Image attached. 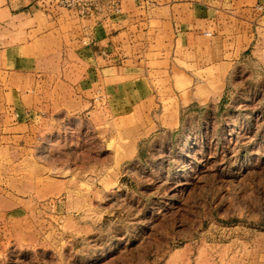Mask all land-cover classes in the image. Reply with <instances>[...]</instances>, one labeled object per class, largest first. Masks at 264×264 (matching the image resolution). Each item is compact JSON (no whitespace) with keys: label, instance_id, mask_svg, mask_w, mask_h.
Masks as SVG:
<instances>
[{"label":"rangeland","instance_id":"1","mask_svg":"<svg viewBox=\"0 0 264 264\" xmlns=\"http://www.w3.org/2000/svg\"><path fill=\"white\" fill-rule=\"evenodd\" d=\"M42 3L60 12L65 22L66 12L73 11L89 27L108 20H98V14L118 9L113 0H82L75 10L51 0ZM259 9V16L251 15L247 42L245 35L241 39L227 28L217 35L215 49L191 38L176 46L173 36L149 49L140 34L130 48L104 51L107 58L115 53L120 65L106 72L99 111L82 126L80 142L76 134L81 126L65 127L55 136L49 123L71 100L67 86L73 83L64 76L81 70L71 59L85 52L56 47L92 41V35L75 28L72 36L61 30L36 37L10 28L11 43L40 38L46 45L38 55L41 64L29 67L46 76L39 83L40 164H52L57 143L74 141L82 146L79 153L89 156L91 173L82 188L75 187L82 192L56 194L48 190L50 182L66 174L44 169L51 179H45L41 199L26 195L25 208L0 228V264H182L185 256L254 264L263 258L264 3ZM112 73L120 82L109 80ZM149 88L159 96L146 97ZM139 109L153 111L146 117ZM159 118L175 128L134 129ZM98 119L100 137L92 125ZM136 139L141 141L139 154L130 158ZM102 153L105 177L98 180L92 171L103 164L92 156ZM26 171L33 173L30 167Z\"/></svg>","mask_w":264,"mask_h":264},{"label":"crops","instance_id":"2","mask_svg":"<svg viewBox=\"0 0 264 264\" xmlns=\"http://www.w3.org/2000/svg\"><path fill=\"white\" fill-rule=\"evenodd\" d=\"M42 1L0 0V228L13 223L10 220L11 215L14 216L15 212L25 208L26 195H30L34 200L37 195V198L41 199L44 192L43 183L48 177L43 173L46 168L50 172L52 170L66 174L61 180L50 182L48 190L51 193L82 192L81 189L75 190V187L82 188L84 180L87 181L91 173L88 166L89 156L79 153L82 151L79 142L84 135L82 126L87 125V119L93 118L99 111L96 107L105 93L104 84L108 80L105 78L106 72L117 71L120 65V60L114 57L115 53L107 58L102 56L104 51L114 52L130 48V44L135 42L140 34L145 36L149 49L158 48L153 45L155 41L169 42V36H173L172 42H175L176 46L182 38H191L194 43L206 40L209 46L213 45L211 49H215L217 35L227 28L230 31L233 29L231 34L235 29V34L240 35L241 39L245 35L247 42L250 38L251 15L255 13L259 16V7L264 3L263 0H113L118 9L109 15L106 12L103 15L98 14V20L100 16L108 17V20L98 21L95 27H89L87 21L77 19L78 15L73 11L66 12L67 21H63L60 12L47 4L43 5ZM79 23L81 27L78 26ZM10 28L17 29L21 34L35 36L42 33L53 34L61 30L71 32L69 35L72 36L74 29L79 28L83 36L92 35V41H69L56 47L82 50L85 53H82L81 57L71 59V65L75 68L81 66V70L76 74L64 76L67 81L73 83L71 88L67 86V91L72 94L71 100L51 115L49 126L55 136L65 127L72 130L77 125L81 127L76 134L79 142L72 141L70 145L63 146H58L57 143L55 158L52 164L46 167L40 164L36 153L41 140L38 133H41L43 128V123L40 122L42 110L39 83L43 82L46 76L34 68H29L41 64L38 55L46 49V45L41 43L40 38L31 37L30 40L11 43L8 36L11 33ZM52 48L54 49L50 47ZM90 52L92 57H88ZM159 62L165 63L164 60ZM12 66L17 69H12ZM112 74L109 80L113 83L120 82L119 76ZM56 78L58 81L59 77ZM135 93L138 96L140 94L139 91ZM145 96L157 98L159 93L156 89L149 88ZM89 98H93V102H90ZM152 111L153 109H139L146 117H149ZM73 120L75 124L70 126ZM176 122L178 121L173 120V123ZM137 124L139 125L134 127L136 130L175 128L174 125L170 126L169 122L163 123L160 118ZM92 125L93 129L98 131V136H103L99 131V119L96 125ZM140 143L141 141L136 139L130 145V158L139 154ZM92 158L103 164L101 170L97 164V169L92 171L100 180L105 177V155L102 153ZM27 167L33 169L32 174L27 173ZM253 263L264 264V257L258 256L257 261ZM182 264H232V261L221 256L196 257L191 261L185 256Z\"/></svg>","mask_w":264,"mask_h":264},{"label":"built area","instance_id":"3","mask_svg":"<svg viewBox=\"0 0 264 264\" xmlns=\"http://www.w3.org/2000/svg\"><path fill=\"white\" fill-rule=\"evenodd\" d=\"M51 2L59 7L66 8L68 10H75L82 7V0H51ZM85 9L87 8H84V10Z\"/></svg>","mask_w":264,"mask_h":264}]
</instances>
